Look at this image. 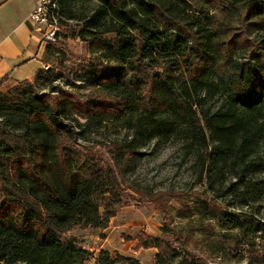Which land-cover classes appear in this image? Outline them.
Returning a JSON list of instances; mask_svg holds the SVG:
<instances>
[{"label":"trees","instance_id":"trees-1","mask_svg":"<svg viewBox=\"0 0 264 264\" xmlns=\"http://www.w3.org/2000/svg\"><path fill=\"white\" fill-rule=\"evenodd\" d=\"M84 2L97 5L85 26L93 41L115 35L101 44L115 66L86 72L88 83L107 96L80 101L68 92L40 93L36 83L51 73L45 69L35 82L0 90V264H85L93 254L64 236L79 226L106 230L131 198L111 166L89 170L79 161L83 173L72 172L65 155L69 112L96 125L113 115L142 134L173 121L201 129L194 96L215 83L227 108L206 118L214 143L210 184L233 172L228 190L264 212V154L254 127L264 120V53L254 56L258 68L234 60L236 50L250 48V37L264 31V0H59L62 17L73 20V7ZM215 5L225 17L208 28L205 14ZM229 20L239 23L238 31ZM225 217L232 229L244 230L239 216ZM139 242L157 250L154 264H204L182 257L166 237L143 235ZM96 261L140 264L107 251Z\"/></svg>","mask_w":264,"mask_h":264},{"label":"rangeland","instance_id":"rangeland-1","mask_svg":"<svg viewBox=\"0 0 264 264\" xmlns=\"http://www.w3.org/2000/svg\"><path fill=\"white\" fill-rule=\"evenodd\" d=\"M96 8L95 2H84L73 7V20L64 14L56 42L48 43L50 58L45 70L51 73L49 79L36 83L38 92H68L80 101L107 96L86 80L90 66H115L101 45L115 35H100L94 42L86 31V22ZM224 17L215 5L205 14L204 23L209 28ZM229 21L238 31L239 23ZM250 38V48L234 52V60L246 70L258 68L254 56L258 51L264 53V31ZM194 104L197 126L201 125L204 137L201 129L175 121L161 124L153 134L150 129L142 134L113 115H107L101 125L89 124L73 112L64 118L70 126L65 155L72 172L83 173L77 167L79 161L89 170L111 166L131 197L106 230L79 226L64 236L75 238L79 247L93 254L85 264H97L101 251L154 264L157 250L140 248L143 235L166 237L182 257L191 256L204 264H264V212L260 205L244 204L228 190L236 181L233 172L213 177L214 184L207 172L214 143L206 118L227 108L226 97L215 83L194 96ZM3 124L0 119V129ZM254 127L264 154V120H256ZM225 214L239 216L244 230L232 229ZM258 228L262 231H256Z\"/></svg>","mask_w":264,"mask_h":264},{"label":"crops","instance_id":"crops-1","mask_svg":"<svg viewBox=\"0 0 264 264\" xmlns=\"http://www.w3.org/2000/svg\"><path fill=\"white\" fill-rule=\"evenodd\" d=\"M37 0H0V90L32 81L50 58L48 43L29 16Z\"/></svg>","mask_w":264,"mask_h":264},{"label":"built area","instance_id":"built-area-1","mask_svg":"<svg viewBox=\"0 0 264 264\" xmlns=\"http://www.w3.org/2000/svg\"><path fill=\"white\" fill-rule=\"evenodd\" d=\"M36 29L43 34L44 41L55 43L61 31L62 19L59 2L47 4L46 0H37L35 8L29 16Z\"/></svg>","mask_w":264,"mask_h":264},{"label":"bare ground","instance_id":"bare-ground-1","mask_svg":"<svg viewBox=\"0 0 264 264\" xmlns=\"http://www.w3.org/2000/svg\"><path fill=\"white\" fill-rule=\"evenodd\" d=\"M57 2H59V0H46L47 4H55Z\"/></svg>","mask_w":264,"mask_h":264}]
</instances>
